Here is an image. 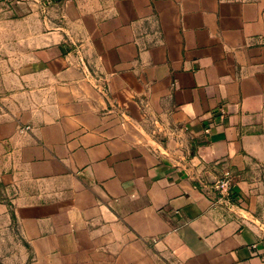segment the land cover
Returning a JSON list of instances; mask_svg holds the SVG:
<instances>
[{
	"label": "crops",
	"instance_id": "0c3cea01",
	"mask_svg": "<svg viewBox=\"0 0 264 264\" xmlns=\"http://www.w3.org/2000/svg\"><path fill=\"white\" fill-rule=\"evenodd\" d=\"M0 264H264V0H0Z\"/></svg>",
	"mask_w": 264,
	"mask_h": 264
},
{
	"label": "built area",
	"instance_id": "2783aa9c",
	"mask_svg": "<svg viewBox=\"0 0 264 264\" xmlns=\"http://www.w3.org/2000/svg\"><path fill=\"white\" fill-rule=\"evenodd\" d=\"M224 112H220V116H224ZM29 131V127L25 126L21 128V132ZM215 200L213 205H222L227 210L233 208L239 200L234 191L235 179L229 169H223L214 183Z\"/></svg>",
	"mask_w": 264,
	"mask_h": 264
}]
</instances>
